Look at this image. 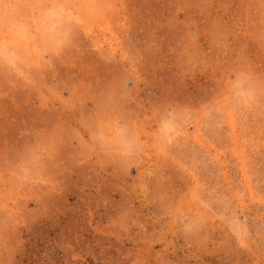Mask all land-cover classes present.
I'll use <instances>...</instances> for the list:
<instances>
[{
	"label": "rangeland",
	"instance_id": "1",
	"mask_svg": "<svg viewBox=\"0 0 264 264\" xmlns=\"http://www.w3.org/2000/svg\"><path fill=\"white\" fill-rule=\"evenodd\" d=\"M0 264H264V0H0Z\"/></svg>",
	"mask_w": 264,
	"mask_h": 264
}]
</instances>
